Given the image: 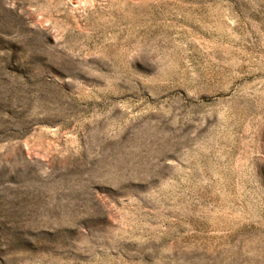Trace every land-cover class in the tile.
<instances>
[{
	"label": "rangeland",
	"instance_id": "rangeland-1",
	"mask_svg": "<svg viewBox=\"0 0 264 264\" xmlns=\"http://www.w3.org/2000/svg\"><path fill=\"white\" fill-rule=\"evenodd\" d=\"M0 264H264V0H0Z\"/></svg>",
	"mask_w": 264,
	"mask_h": 264
}]
</instances>
